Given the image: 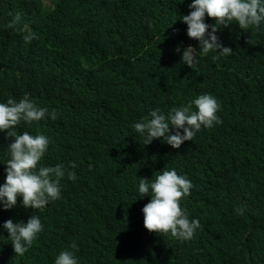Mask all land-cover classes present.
<instances>
[{
  "label": "trees",
  "instance_id": "16d2710c",
  "mask_svg": "<svg viewBox=\"0 0 264 264\" xmlns=\"http://www.w3.org/2000/svg\"><path fill=\"white\" fill-rule=\"evenodd\" d=\"M191 3L0 0V102L27 94L47 108L44 119L14 131L49 138L40 166L77 165L69 168L76 180L66 173L61 198L43 210L25 208L22 197L9 210L0 203V264H54L66 249L79 264H264V21L247 30L222 26L216 34L232 54H198L192 68L183 52L200 45L180 20ZM17 13L38 38L25 42V33L7 27ZM205 22L216 23L207 15ZM201 94L219 100L222 123L202 127L179 149L163 138L141 142L134 123ZM12 142L0 131V186ZM165 167L194 185L181 201L202 225L192 240L144 226L151 195L139 194L140 178ZM33 215L43 231L16 256L3 225Z\"/></svg>",
  "mask_w": 264,
  "mask_h": 264
},
{
  "label": "clouds",
  "instance_id": "9594fccd",
  "mask_svg": "<svg viewBox=\"0 0 264 264\" xmlns=\"http://www.w3.org/2000/svg\"><path fill=\"white\" fill-rule=\"evenodd\" d=\"M189 8L192 9L190 14L180 20L188 25L189 38L199 41V51L188 46L183 52V62L192 68L198 54L207 55L214 51L222 56L232 54V48L224 46L216 34L222 26L235 22L240 29L247 30L252 26L259 28L264 21V0H192ZM206 15L216 23L207 24ZM21 24V15L17 13L7 27L25 33V42L38 38L27 25L21 27ZM220 110L221 104L214 95L201 94L180 107H173L167 114L160 108L151 110L148 116L134 123V130L141 135L144 145L163 138L164 142L179 149L185 141H193L202 127L212 128L222 123L217 115ZM47 115L49 110L40 107L27 94L19 101L9 98L6 103L0 102V131L14 138L8 146L11 158L6 164V181L0 186V203L4 210L17 206L18 197H22L25 208L43 210L50 201L61 198V180L66 173L73 181L77 178L75 171L69 170L77 167L74 162H70L68 168L63 164L40 166L50 144L46 135H31L27 131L17 134L14 131L21 121L31 124ZM57 115V111L52 109L51 119L56 120ZM153 176L154 179L140 178L139 181V194L142 197L151 195L150 202L142 209L145 228L175 239H194L196 231L202 228L201 222L190 219L187 209L181 206V201L191 194L190 190L194 187L191 180L179 175L175 168L169 170L167 167ZM244 211L243 208H236L239 215H243ZM3 226L10 234L16 256H23L43 231L38 215H33L27 223H14L9 219ZM70 248L77 249V245L73 242ZM54 264L79 262L76 253L66 249L55 258Z\"/></svg>",
  "mask_w": 264,
  "mask_h": 264
}]
</instances>
